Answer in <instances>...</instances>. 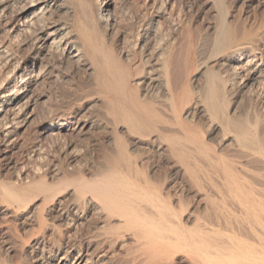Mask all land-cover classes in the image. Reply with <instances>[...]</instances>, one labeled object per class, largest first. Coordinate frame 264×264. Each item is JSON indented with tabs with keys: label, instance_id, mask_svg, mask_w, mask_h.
Returning a JSON list of instances; mask_svg holds the SVG:
<instances>
[{
	"label": "bare ground",
	"instance_id": "6f19581e",
	"mask_svg": "<svg viewBox=\"0 0 264 264\" xmlns=\"http://www.w3.org/2000/svg\"><path fill=\"white\" fill-rule=\"evenodd\" d=\"M226 4L199 38L143 31L140 53L117 45V0H0V148L34 127L0 215L30 264H264V28ZM45 81L81 102L39 113ZM88 131L101 160L82 162Z\"/></svg>",
	"mask_w": 264,
	"mask_h": 264
},
{
	"label": "rangeland",
	"instance_id": "374dc122",
	"mask_svg": "<svg viewBox=\"0 0 264 264\" xmlns=\"http://www.w3.org/2000/svg\"><path fill=\"white\" fill-rule=\"evenodd\" d=\"M117 1L120 3V6L122 7L121 12L119 13L120 15L117 16V19L115 22V29H118V33L115 30V35L119 34L118 37H117V35L115 36V38L117 37L116 40H118L117 45L118 46H121V45L126 46L127 45L126 47H128V49L132 50V49H134V47H136V44H137V46L139 45V47L142 46V47H140L141 51L139 48L140 53L146 51L147 46L149 47V45H151V43H153V40H152L153 38H151L152 36L149 37V36L145 35L146 33L143 32V31L146 32V31L150 30L153 26H154L153 28L157 32L159 31V33L162 34L161 35L158 33L160 36L164 35L167 37V35L169 36V34L172 31L173 32L170 34V36H173L175 34V28H176L175 24L180 22L184 27L185 26L187 27V25H188L189 28L194 29V34L196 35V38H199L200 34L202 32V28H204L209 21L216 20L217 18H220V16H221L220 9L216 8V6H215V0H178V1L177 0H135V1L134 0H117ZM225 3L228 4V6H229L228 10H230L231 13H233L235 17L238 18L240 16V14L242 17L248 16L250 21L253 22L254 29L256 27H258V28L260 27L259 29L264 28V27H262V26H264V20H263L264 19V0H225ZM227 4H226V6H227ZM175 6L177 9L175 8ZM230 6L234 7L235 9L231 8ZM171 10H174V11H171ZM173 12H175V13H173ZM245 14L246 15L248 14V15L246 16ZM191 15H193V16H191ZM217 15H218V17H217ZM145 17H146V19H145ZM170 17H172V18H170ZM171 20L174 21L175 23L172 22ZM177 20H178V22H177ZM173 23H174V25H173ZM136 25H138V26H136ZM201 25H202V28H201ZM157 27H160V28H157ZM173 27H175V28H173ZM258 28H256L255 30H259ZM124 30H126V32H124ZM165 30H166V32H165ZM121 33L123 34V36ZM164 33H166V34H164ZM137 34L139 37L136 36ZM124 35H125V38H124ZM132 35H133V38H132ZM143 35L145 36V38ZM147 40H148V42H147ZM122 42L125 43L126 45L123 44ZM131 46H133V47H131ZM197 58H198V60L201 59L198 62V65H200V63L204 59L202 56H199ZM198 74H199L198 69L193 72V79H192L193 81H194L195 77L198 76ZM200 78H201L200 81L202 82L204 80V78L203 77H200ZM72 80H73V78H69L68 83H71L74 81V80L73 81ZM68 83H64V84H62L63 85L62 86V85H58L56 83H55L56 85H54V82H50V81L46 82L45 81V82H41L42 85L39 83L36 86L37 90L34 88V92H36V93H34L35 98L39 97L40 95H43V94L47 95V96L45 95L44 98H39V101H37V108H38L39 113L42 112V109L46 108V105L48 106V108L51 105L53 111L59 109L60 106H64L63 108H65L66 110L65 109H63V110H65L66 112H69V109H67V108L69 107V104L71 102L75 101L78 104L81 102V100L79 101L78 99H75V98L72 99L68 95L66 96V92H64V91L66 89H68L67 88L69 86ZM57 87H59V89ZM63 88H65V89L63 90ZM257 88L260 89V86L258 84L256 85V87L254 86L253 90H251V92H253L252 94H250L249 91L246 93L241 92L239 94V96H240L239 98H242L241 102L239 101V103H241L240 106H241L242 110H246L248 107L251 106V104H253V101H255V99H256V95H254V94H256ZM258 91H260V90H257V95H258ZM40 92H41V94L39 95ZM45 98H46V100H45ZM69 98H70V102L68 101ZM40 102H42L41 105H40ZM260 106H262V105L261 104L258 105V108ZM259 109H261V107ZM95 112L97 113L96 109L87 106V104H86L85 108L80 109V115L84 113L83 115L85 116L87 114L85 116V118H88L91 121L93 119H95V116H96ZM103 115H102V113H100V117L104 120L105 117ZM74 116H76V114L72 112L71 116H69V118L70 117L72 118ZM198 118H201V117H198ZM92 132L93 131H90V132L88 131V133L84 137L82 136V137L74 138L76 143H78V146L83 149L84 156H83L82 162H85L86 160L90 161V162H92L94 160L98 161L99 159L101 160V155L98 154L100 151L99 150L100 145L98 144V142H104L106 140L103 137L99 138V136L94 135ZM33 138H34V127L30 126L25 131L22 132V134L19 138L18 146H16L13 149H10L8 151H5V150L0 148V183L2 182L4 184H8V185H14V184L19 185V184H21V182L27 181L26 179L18 178L17 169H16L15 164L17 162L22 161V159L24 158V156L26 154V149L30 146L31 142L33 141ZM98 139H100V140H98ZM105 144H107V141ZM96 151L98 153H96ZM86 153H87V155H86ZM100 153H101V151H100ZM94 156H97V157H95L96 159L94 158ZM165 166L168 168L169 165H167V164L164 165V168H166ZM9 218H4L3 216L0 215V243H1L0 244V264H17L18 262H19L18 264H27V263L30 264L31 260H32L30 252H28V253L26 252V253L22 254V252H20V249H21L20 245L18 244L16 246V244L18 243L16 240V237L19 235L17 227H21V226H19L18 223L13 218H11V217H9ZM2 219L4 220V222ZM90 221L91 222L94 221V216L92 217V219L88 220L89 223L87 222L88 224L86 223V226L87 225L89 226L91 224ZM79 227L81 228V225ZM23 230L24 229H21V232ZM29 230H33V229L29 228ZM36 230L38 231L39 229H36ZM4 232H6V233H4ZM14 234H16V235H14ZM8 235H9V238H8ZM3 239H5V240H3ZM116 251H118V249ZM25 254H27L29 256H27ZM21 255L22 256L24 255V256L22 257ZM25 256L29 257V260ZM110 256H111V254H110ZM10 259H11V261H10ZM105 259H107V260H104L102 264H107L109 261L110 262L108 264H111V262L113 264H116V263L122 264V262H121L122 260L118 256V253L115 255L113 254L112 257H107ZM104 262H106V263H104Z\"/></svg>",
	"mask_w": 264,
	"mask_h": 264
}]
</instances>
